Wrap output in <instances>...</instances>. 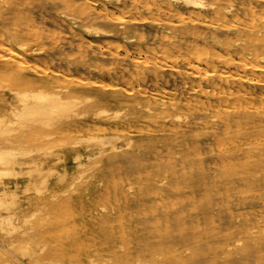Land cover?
Segmentation results:
<instances>
[{
	"label": "rangeland",
	"instance_id": "1",
	"mask_svg": "<svg viewBox=\"0 0 264 264\" xmlns=\"http://www.w3.org/2000/svg\"><path fill=\"white\" fill-rule=\"evenodd\" d=\"M16 1H0V5L9 3L15 6L9 15L12 21L5 28L14 32L18 42L39 51V53H32L31 56V65H34L30 74L33 77L41 78L42 82H54L68 88L70 83L84 82L92 86L93 82L98 81L99 84L104 85V88L108 87L106 93L117 92L124 97L120 104L106 102L100 106L110 110L111 113L123 112L124 116L122 114L121 119L117 121L120 126L109 127L103 122L90 119L71 131L56 135L50 141L41 142L33 137L27 138L28 147L39 146L64 154L63 162L56 166V170L67 174L65 182L62 185H55L56 174L50 177L52 191L58 195L55 201L58 211L51 214V222H49L54 224L55 229L59 228V233H57L58 237L52 234L48 241L51 248L59 252L62 264H86V257L89 254L96 255V259L102 261L105 253L96 254L102 242L107 243L104 245V249L107 250H114L122 244L126 245L128 252H133L138 247L134 243L150 222L151 216L143 207L127 208V204L137 199L146 187L153 190L152 197L163 192L164 188L160 183L163 179L171 181L174 176L188 177L191 170L182 165L183 163H176L177 159L188 153H193L195 159H198L200 161L198 163L205 169L206 183L212 185V182L216 180L219 184H226L227 196L221 195L219 190L202 196L200 198L202 202L218 199L217 204L222 208L206 218L203 216L206 210H198L200 214L197 218L183 227L184 234L200 231L202 236L211 237L214 234L210 232L211 229L222 227L223 223L221 219H218V215L223 214L228 215L233 226L227 225L231 228L228 231L222 227L219 232L221 236L227 235L231 230L237 231L244 220L258 222V213L264 211V168H262L263 171L259 170V166L264 163V129L257 126L258 118L264 120V74H258L259 80H262L261 83L256 81L247 83L240 93L238 85L229 88L228 83L223 80V74L231 70L229 74L235 76L240 68L235 59L226 62L222 57L220 60L215 56V54L221 55V52L219 47H215L212 39L219 34L227 39L240 35L247 37L251 34V28L255 29L256 26L262 25L264 20V4L261 0H205L209 8L205 13L197 9H186L180 4H173L174 11L171 12L166 8L160 10V7L156 6L157 2L153 0H97L92 11L101 17H91L87 20L83 19L72 6L79 4L82 0H76L70 4L49 3L44 6L41 17L26 23L30 27L25 24L27 20L21 19L19 14L34 13L36 8H33L30 0H23L17 6L18 1ZM251 1L259 2L261 5L254 12L249 9ZM211 5L214 9L210 7ZM227 5L233 6L236 12L239 11L237 15L226 16L224 9ZM1 8L0 6V10ZM178 13L179 16H177ZM63 14H71L84 26H96L105 30H111L112 26L114 34L99 40L92 35L74 31ZM2 21L3 18L0 16V22ZM121 26L126 27L121 29ZM24 32L45 36L37 41V39L23 36ZM1 36L0 33V44L3 42ZM226 54L228 56L229 53ZM50 55H55V58L48 59L47 56ZM93 55H98L97 60H92ZM69 60L75 65L69 66ZM157 67L160 68V77L155 79L154 73ZM51 71L65 77L62 76L56 80L53 76L54 72L51 73ZM46 72H48L47 75ZM209 73L211 74L208 75ZM142 75H148V77L144 78ZM75 77H78V80ZM206 78L208 80H205ZM233 80L237 81L235 77ZM9 83L8 79L1 78L0 86H5L1 90L4 91L6 87H9ZM107 83H111V87L114 85L115 88L107 86ZM244 90L248 93V98L241 97L245 95ZM145 106L153 109L149 118L143 117ZM243 107L250 109L247 110L248 115H242ZM2 110L6 111V109ZM174 113L189 118L203 114L208 118L216 116L219 124L224 125L230 120L231 126H222L218 129L211 126L212 128L205 129L204 125H199L195 121L179 125L165 120ZM205 122L209 120L205 119ZM176 132L182 134L180 139L176 140ZM215 132L220 134L224 141L221 151L202 137ZM95 135L120 137L121 139L115 143L124 146V151L130 152L135 172L122 166L112 170L111 175L105 174L101 170L110 164L102 159L97 167L87 173L88 176L95 174L98 179H101L100 184L92 185L87 191L83 190L82 185L69 188L72 174L77 171L71 157L72 144ZM61 142H65L66 145L63 146ZM194 142L197 147L193 144ZM85 143L79 144L78 148H85L88 145ZM126 143H129V146H125ZM233 154L236 155L235 159L230 156ZM227 177H230L229 180L224 179ZM24 184L25 180H21L18 190L21 197L20 207L26 213H30L38 208L39 202L34 194L29 196L31 197L29 203L25 200L26 195L21 193ZM255 184L260 187H255ZM108 190H111L110 194L104 195ZM62 191H66L65 195ZM187 192H189L188 189H182L177 194L183 196ZM152 197L143 203L146 208L154 206ZM178 212H185V207H180ZM38 217L34 223L38 222ZM181 233L182 231H176L173 235ZM250 233L253 239L263 240L264 226H255ZM164 237L166 236L156 233L148 242L154 246ZM39 240L36 239L35 242ZM16 241L23 242L25 237L18 235ZM211 244L215 245V242L208 245ZM34 248L38 250L37 246ZM179 250L180 247H177L176 251ZM227 250L237 251L236 248ZM156 251L162 252L167 257L176 254L175 251L168 249H156ZM3 252H6V249L0 244V258H3L1 255ZM110 253L115 256L116 252L110 251ZM191 255L199 257L201 253L194 250ZM247 264H264V259L259 261L255 258Z\"/></svg>",
	"mask_w": 264,
	"mask_h": 264
},
{
	"label": "bare ground",
	"instance_id": "2",
	"mask_svg": "<svg viewBox=\"0 0 264 264\" xmlns=\"http://www.w3.org/2000/svg\"><path fill=\"white\" fill-rule=\"evenodd\" d=\"M17 1L16 6L17 4H21L20 2L23 0ZM57 1L58 0H30L33 4V8H36V11L29 14L20 13L19 16L21 19L27 20L25 21L26 24L29 20L41 17L43 15V9H45L44 6L49 3L55 5L58 3L70 4L74 3L76 0H65L64 2L63 0L61 2ZM153 1L157 2L156 6L158 5L160 10L166 8L170 12L174 11L173 4H180L186 9H197L202 13H205V11H208L209 9L205 0ZM261 1L264 4V0ZM96 2L97 0H95V2L94 0H82L79 4H74L72 6L76 8L83 19L87 20L91 17L100 18L101 15L92 11V8L96 6ZM0 6L2 7L0 10V16L3 18L2 23L0 22V33L2 34L1 39L3 40L2 44H0V79H8L10 82L9 85L7 84L9 87H6L4 91L1 89L5 88V86H0V244L6 249V252L1 254L3 258H0V264H62V260L59 258V252L51 248L48 241L53 235L59 233V228L55 229L54 224H50L51 214L58 211V205L55 204L58 195L52 191L50 177L56 174L55 185H62L65 182L67 174L56 170V166L63 162L64 154L39 146L36 148L28 147L27 138L33 137L35 140L41 142L50 141L54 139L56 135L71 131L79 124H83L90 119L103 122L109 127L120 126V123L117 121L121 119L123 112L114 111L111 113L110 110L101 108L100 106L106 102L120 104L124 97L117 92L110 94L106 93L108 87L104 88V85L102 83L99 84L98 81L97 83L93 82L94 84L90 86L81 81L80 78L79 81L84 84L70 83V88H68L63 85H57L54 82H42L41 78L33 77L31 75V69L33 70L32 65L34 64L31 65V56L33 55L32 53H39V51L18 42L14 32L12 33L11 29L9 30L5 28L12 21V17L9 15H11L10 12L15 9V6L9 3H4ZM258 6H261L259 2H249V9L253 12L256 11ZM210 7L214 9L213 5ZM224 12L226 16H235L239 11L236 12L233 6L227 5ZM63 15L74 31H80L81 33L92 35L99 40L103 37H110L114 34L111 25V30H105L96 26H84L71 14ZM177 16H179V13ZM118 18L120 19V17ZM207 23L209 24V22ZM124 27L121 26V29ZM251 32L252 33L247 37L240 35L233 39H227L219 34L212 39L215 47H219L221 52V55L215 54L217 58L220 60L223 58L226 62L235 59L234 61L237 62V66L240 70L236 75L229 74L231 70H228L222 77L223 80L228 83L229 88L238 85L239 93L243 91L244 85L247 83H254L255 81L261 83L262 80H259L258 74H264V20L262 21V25L256 26L255 29L251 28ZM22 34L23 36L37 39V41L45 36L44 34L33 35L27 32ZM42 48H44V46ZM93 48H95V46ZM226 53H229L228 56ZM97 56L93 55L92 60H97ZM47 57L52 60L55 58V55ZM149 61L151 62V60ZM230 64L232 65V63ZM68 65L72 66L75 65V63L69 60ZM40 69H42V67H40ZM44 70H46V68ZM159 71L160 68L157 67L156 72L154 73L155 79L160 77ZM52 72L54 71H51V73ZM36 73L38 74V71ZM47 73L48 72H46V75ZM53 74L56 80H59V77H65V75L58 72H54ZM210 74L211 73L208 75ZM142 77L147 78L148 75H142ZM234 77L237 81L233 80ZM77 78L78 77H75L76 80H78ZM205 80H208V78ZM110 84L107 83V86L111 87ZM113 88H115V86ZM219 91L221 92V90ZM244 94L245 95L241 97L248 98L249 95L246 91ZM240 105L242 106L241 103ZM172 107L175 108V106ZM2 109H6V111H3ZM143 109H145L143 111V117H151L153 109L146 106L143 107ZM247 110L250 109L243 107L242 115H248ZM205 119H208L209 122L206 123ZM165 120L172 121L179 125L195 121L199 125H204L205 129L212 128L211 126L215 129L227 125L231 126L230 120L222 125L219 124L216 116L208 118V116H205L204 114L198 117L193 116V118H189L188 116L174 113L172 116L166 117ZM257 120V126L264 129V120H260V118ZM176 136L177 140L182 137V134L176 132ZM202 137L203 139H206L207 142H211L219 151L223 149L224 141L220 134L215 132L209 136L202 135ZM120 139L121 138L118 136L95 135L73 143L71 157L77 171L72 174V181L70 182L69 188L75 185H82L83 190L87 191L92 185L100 184L101 179H98L95 174H89L88 176L87 173L92 168L97 167L102 159H105L108 164H110V166H105L101 170L105 174L109 173L111 175L110 172L112 170H117L122 166L128 167L130 171L135 172L134 165L132 164L133 162H131L132 155L129 154L130 152L124 151V146L116 145L115 143ZM82 142H86L88 145L83 149H79L78 145ZM61 143L63 146L66 145L65 142ZM193 144L197 147L195 142ZM125 146H129V143H126ZM230 156L233 159L236 157L235 154ZM223 159L225 158L223 157ZM198 162L200 161L195 159L193 153L183 155L176 160V163H183L182 165L191 170L188 177L174 176V179H171V181L163 179L160 181L161 186L164 188L163 192L155 194L152 197L153 190L151 191L150 187H146L138 195L137 199L130 201L127 204V208L138 206L143 207L151 216L150 222L146 225L144 230L141 231V235L134 243V245H137L138 247L133 252H128L125 247L126 245L124 246L122 244L114 250H107L104 249V245L107 243L102 242L100 243V247L96 254L104 252L105 255L103 256V260L99 261L96 259V255L89 254L86 257V264H247L250 260L255 258L259 261L264 259V239H253L251 236L252 233H250L255 229V226H264V211H261L260 214L258 213V222L253 223L250 220H244L242 226L237 231L231 230L225 236L219 234L222 227L228 231L231 229L228 226H233L232 221L228 218L227 214L218 215V219L222 220L223 225H221L222 227L220 228L211 229L210 232H214L211 237L206 238L202 236L200 231L188 235L183 233V227H185V224L192 222L193 219L197 218L200 214L198 213V210H206L203 214L204 218H206L222 208L217 204L218 199H214V201L211 200L210 202H202V199H200L202 196H206L215 190H219L221 195L227 196L225 183L219 184L218 181L215 180L212 182L213 184L210 185L205 182L207 177L206 171ZM259 168L260 171H263L262 168H264V163L262 166H259ZM229 178L230 177L224 179L229 180ZM21 180H25V184L23 188H21V193L26 195L25 200L29 203L31 201V197L29 196L34 194L37 196L39 202L38 208L32 210L30 213H26L20 207L21 197L18 190L20 189ZM254 186L257 188L260 187L258 184H255ZM182 189H188L189 192L185 193L183 196L177 194ZM110 192L111 190L105 191L104 195H109ZM65 193L66 191H62L63 195H65ZM151 197L154 206L146 208L143 203L148 199H151ZM197 203H199V205H197ZM180 207H185V212H178ZM37 217L38 222L34 223V220ZM176 231H182V233L180 235H173ZM156 233L162 234L166 237L153 246L149 244L148 241L153 238ZM18 235L25 237V241L18 243L16 241ZM36 239L40 240L35 242ZM214 242L215 245H208ZM219 244H222L221 247H217ZM34 246H37V251ZM177 247H180L178 252L176 251ZM228 248H236L237 251L231 252L227 250ZM156 249H168L175 251L176 254L172 257H167L162 252H157ZM193 249L200 252L201 255L199 257L192 256L191 253L194 251ZM110 251H115V256H113Z\"/></svg>",
	"mask_w": 264,
	"mask_h": 264
}]
</instances>
